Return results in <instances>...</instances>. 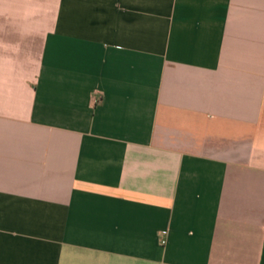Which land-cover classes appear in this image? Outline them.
Here are the masks:
<instances>
[{
	"label": "crops",
	"instance_id": "1",
	"mask_svg": "<svg viewBox=\"0 0 264 264\" xmlns=\"http://www.w3.org/2000/svg\"><path fill=\"white\" fill-rule=\"evenodd\" d=\"M0 264H264V0H0Z\"/></svg>",
	"mask_w": 264,
	"mask_h": 264
}]
</instances>
